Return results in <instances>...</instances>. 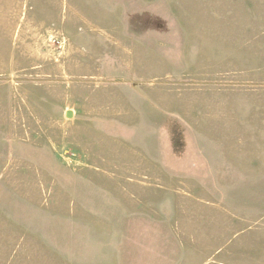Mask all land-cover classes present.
I'll return each mask as SVG.
<instances>
[{
  "label": "rangeland",
  "instance_id": "rangeland-1",
  "mask_svg": "<svg viewBox=\"0 0 264 264\" xmlns=\"http://www.w3.org/2000/svg\"><path fill=\"white\" fill-rule=\"evenodd\" d=\"M139 97L202 125L221 104L223 130L261 117L264 0H0V264H264L260 159L147 164L83 129L133 123Z\"/></svg>",
  "mask_w": 264,
  "mask_h": 264
},
{
  "label": "crops",
  "instance_id": "crops-1",
  "mask_svg": "<svg viewBox=\"0 0 264 264\" xmlns=\"http://www.w3.org/2000/svg\"><path fill=\"white\" fill-rule=\"evenodd\" d=\"M161 84L163 83L152 80L144 82L138 87L156 88ZM142 99L139 97L135 101V105L132 103L129 105L135 117L133 123H125L117 115H90L81 118L84 123L83 129L97 135L101 144H109L116 150L137 152L147 164H222L224 161L231 162L232 159H236L239 164L243 158L246 164H253L255 159H260L264 164V140L261 143V152L256 155L252 140L253 136H262L264 139V106L257 108V110H262L261 117H259L257 115L259 111L255 113V107L249 104V113L244 118L245 126L223 130L220 120L223 115L227 114H221V104L209 109L210 112L204 115L205 120L202 125L192 117L187 118L186 115L184 117L179 111L162 110L156 104H150L148 108L140 107L138 101ZM217 101L221 102L222 99L218 98ZM197 102L199 103V101ZM207 118L218 121L217 129L205 128ZM256 120H261V123L254 125ZM226 131H231L227 137H246V147V143H249L248 137H251L249 151L246 149L243 151V142L239 140H230L228 147L232 149L228 151L223 146V141L219 139ZM38 157L36 149L23 143V164H41ZM68 162L72 161L68 160ZM102 193L107 195V192L103 191ZM112 225H110L111 230Z\"/></svg>",
  "mask_w": 264,
  "mask_h": 264
}]
</instances>
